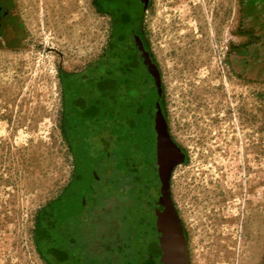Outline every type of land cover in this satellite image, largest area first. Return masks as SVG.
Segmentation results:
<instances>
[{
    "label": "rangeland",
    "instance_id": "374dc122",
    "mask_svg": "<svg viewBox=\"0 0 264 264\" xmlns=\"http://www.w3.org/2000/svg\"><path fill=\"white\" fill-rule=\"evenodd\" d=\"M0 4V264H54L38 220L75 172L64 77L100 58L112 20L99 0ZM144 23L187 153L171 190L191 264H264V0H150ZM121 179L103 234L118 247L104 264L135 261L138 188Z\"/></svg>",
    "mask_w": 264,
    "mask_h": 264
},
{
    "label": "water",
    "instance_id": "95a60500",
    "mask_svg": "<svg viewBox=\"0 0 264 264\" xmlns=\"http://www.w3.org/2000/svg\"><path fill=\"white\" fill-rule=\"evenodd\" d=\"M139 1L142 6L119 10L114 0H103L114 20L112 41L73 79L74 127L77 135L95 141L102 155L118 153L138 188L136 264H191L171 190L173 171L187 153L172 136L162 107L160 68L134 33L148 6V0ZM124 12L133 15L126 31L121 28Z\"/></svg>",
    "mask_w": 264,
    "mask_h": 264
},
{
    "label": "flooded vegetation",
    "instance_id": "af4514ba",
    "mask_svg": "<svg viewBox=\"0 0 264 264\" xmlns=\"http://www.w3.org/2000/svg\"><path fill=\"white\" fill-rule=\"evenodd\" d=\"M101 1L103 3V0ZM114 6L119 7L120 10L123 6H142V2L114 0ZM1 7L2 4H0V23L7 15L3 13ZM103 8L110 14L112 20L108 48L112 41L114 20L107 7L103 6ZM149 8L150 0H148L142 22L134 30L135 35L148 52L150 50L146 40L144 22ZM130 15L132 14L124 12L121 18ZM75 75L64 77L63 116V128L75 154L74 177L67 189L53 198L40 211L38 240L43 251L48 254L54 264H104L103 252L105 250L114 252L118 247L116 244H108L105 247L103 236L105 215L109 214L112 207L119 204V202L116 204L117 197L114 198V196L119 192L117 189L122 180L121 176L128 175L133 184L135 182L132 175L124 168L118 153L112 151L108 155H102L95 141L90 137L77 135L74 127L76 108L71 85Z\"/></svg>",
    "mask_w": 264,
    "mask_h": 264
},
{
    "label": "trees",
    "instance_id": "16d2710c",
    "mask_svg": "<svg viewBox=\"0 0 264 264\" xmlns=\"http://www.w3.org/2000/svg\"><path fill=\"white\" fill-rule=\"evenodd\" d=\"M99 7L102 9V10H104L105 11V9L103 8V6H104V4L102 3V1L101 0H99ZM106 12V11H105ZM151 55H152V53H151ZM152 57H153V60L155 61V57L152 55ZM163 97H164V95H163ZM163 97H162V107H163V109H164V104H163ZM164 111H165V109H164ZM135 185V184H134ZM135 187H137L136 185H135ZM134 224H135V222H134ZM135 231H134V234H136L137 235V232H138V230H137V227H136V225H135ZM131 236H134V235H131ZM132 238V237H131ZM131 240H133V239H131ZM119 251H120V253H119ZM118 251V253L122 256V257H127V255H128V251L126 250H119ZM106 252H111V253H113L112 251H106ZM114 252H116V251H114ZM127 253V254H126ZM105 260H107L106 258H105ZM131 260V259H130ZM113 261H108L107 262V264H110V263H112ZM133 264H136V259H135V261H133Z\"/></svg>",
    "mask_w": 264,
    "mask_h": 264
},
{
    "label": "bare ground",
    "instance_id": "6f19581e",
    "mask_svg": "<svg viewBox=\"0 0 264 264\" xmlns=\"http://www.w3.org/2000/svg\"><path fill=\"white\" fill-rule=\"evenodd\" d=\"M121 19H122V22H121V28L124 27V28H122V29H124V30L126 31L125 28H126V26H129V24H131V21H132V19H133V15H130V16H127V17H122ZM124 39H125V37H124ZM126 41L129 43V38H127ZM125 44H126V43H123L122 46L125 47ZM124 74H125V73H124Z\"/></svg>",
    "mask_w": 264,
    "mask_h": 264
}]
</instances>
